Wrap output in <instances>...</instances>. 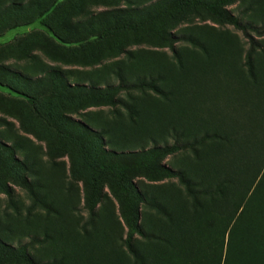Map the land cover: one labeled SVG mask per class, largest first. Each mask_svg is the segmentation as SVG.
Wrapping results in <instances>:
<instances>
[{
    "label": "rangeland",
    "instance_id": "1",
    "mask_svg": "<svg viewBox=\"0 0 264 264\" xmlns=\"http://www.w3.org/2000/svg\"><path fill=\"white\" fill-rule=\"evenodd\" d=\"M213 10L264 40V0H0V264H264V164L193 111L250 81Z\"/></svg>",
    "mask_w": 264,
    "mask_h": 264
},
{
    "label": "trees",
    "instance_id": "2",
    "mask_svg": "<svg viewBox=\"0 0 264 264\" xmlns=\"http://www.w3.org/2000/svg\"><path fill=\"white\" fill-rule=\"evenodd\" d=\"M212 12L221 22L229 23L241 31L250 45L246 61L250 81L245 88V94H241L237 87L230 82L229 86H226V81L219 76L220 81L217 83L218 87L214 94L203 101L195 99L193 101L195 105L193 111L197 122L207 125L211 133L214 132L212 136L205 135L204 138H217L224 141L226 147L219 154L220 158L216 169L229 179L242 168L252 172L255 167L261 168L259 166L264 164V40L256 42L248 36L249 31H258L250 25H241L236 18L225 17L214 10ZM216 78L218 77L216 76ZM228 79L234 81L232 77H228ZM207 118H209L208 121ZM254 181L255 177L250 179V184L244 193L253 185ZM229 182L232 183L233 180ZM184 184L186 183L184 182ZM258 184L254 186L250 196L258 190L260 187ZM187 191L191 192L189 188ZM239 201H235L232 206L233 220L242 209V203ZM131 253L133 258L138 261L136 253L133 250ZM228 262L229 259L226 257L222 264H228Z\"/></svg>",
    "mask_w": 264,
    "mask_h": 264
}]
</instances>
